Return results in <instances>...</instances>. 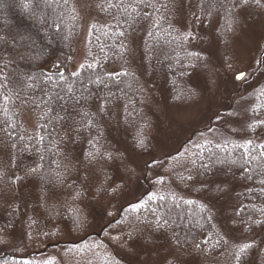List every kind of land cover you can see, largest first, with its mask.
<instances>
[{
	"label": "trees",
	"instance_id": "obj_1",
	"mask_svg": "<svg viewBox=\"0 0 264 264\" xmlns=\"http://www.w3.org/2000/svg\"><path fill=\"white\" fill-rule=\"evenodd\" d=\"M108 1L119 18L117 28L146 40L147 58L153 64L175 76L186 71L192 59L181 46V31L166 18L181 0ZM196 1L201 18L203 0ZM37 6L30 0H0V264H133L120 257L121 243L106 239L102 232L77 241L65 237L82 230L90 211L120 188L114 174L117 156L107 150L105 136L124 128L139 129L135 136L141 135L147 148L141 153L133 147L130 152L153 158L150 137L138 128L145 104L143 89L129 82L125 88L106 91L98 72L95 77L81 75L67 82L65 66L73 55L71 44L64 39V31L58 30L61 36L53 35L48 6L44 2ZM196 13H191L194 20L199 18ZM58 14L53 15L55 28ZM62 15L68 25L67 7ZM157 47L164 55H158L162 51ZM106 75L102 73L103 78ZM25 109L34 115V131L24 126L21 115ZM117 109L123 114L116 115ZM258 145L231 146L230 153L201 147L197 166L206 164L210 178L233 177L239 182L236 191L241 190V195L230 201L235 214L229 215L236 216L235 227L241 223L250 238L235 235L246 246L238 258L242 262L235 259V263L225 257L229 248L217 226L209 224V235L194 239L200 232L188 233L186 214L179 213L177 221H170L172 229L177 227V238H186L182 244L192 241L189 245H196L197 264H254L255 258L264 264V144ZM243 148L255 161L251 156L250 163L241 155ZM208 159L214 160L211 167ZM97 169L100 172L91 175ZM102 174L107 176L100 178ZM158 204L165 213L170 201ZM140 207L136 215L152 226L149 216L155 218V207ZM256 224L261 239L254 235ZM153 227L157 229V223Z\"/></svg>",
	"mask_w": 264,
	"mask_h": 264
},
{
	"label": "rangeland",
	"instance_id": "obj_2",
	"mask_svg": "<svg viewBox=\"0 0 264 264\" xmlns=\"http://www.w3.org/2000/svg\"><path fill=\"white\" fill-rule=\"evenodd\" d=\"M30 1L36 3V8L43 2L48 6L53 35L61 36L58 30L64 31V39L71 44L73 55L65 66L67 82L99 73L106 91L125 88L129 82L142 87L145 104L138 128L153 145V158H146L130 152L133 147L141 153L147 148L148 142L141 135L135 136L139 129L124 128L104 137L107 150L114 158L117 156L114 174L120 188L90 211L82 230L66 233L65 238L77 241L102 232L106 239L121 243L120 257L133 264H197L196 245H189L192 241L182 244L180 241L186 238H177V227L171 226L170 221H177L181 213L186 214L187 232H200L194 239L207 237L209 224L217 226L216 231L221 232L229 248L225 257L242 262L238 259L246 249L242 239H249L250 234L241 223L235 227L234 221L239 220L229 215L230 201L241 195V190L236 191L241 186L233 177L210 178L206 164L197 166L196 158L202 146L230 153L231 146L264 144V0H203L205 12L201 18L196 13V0L176 2L166 18L181 31V46L192 59L186 71L176 76L147 58L146 40L132 31L126 35L118 29V15L109 8L108 0ZM66 7L68 25L62 21ZM193 10L199 16L196 20ZM57 13L60 20L55 28L53 15ZM106 45L108 49L100 48ZM102 73L107 74L105 78ZM240 73L244 76L236 80ZM95 102L100 105L99 99ZM120 111L114 113L119 115ZM21 116L24 126L34 131V115L25 109ZM240 153L248 162L251 156L255 161V156L244 148ZM213 162L208 159L209 167ZM99 172L97 169L91 175ZM167 200L170 205H165L164 213L158 202ZM146 204L156 209L155 218L149 216L152 226L135 213ZM256 227L254 235L261 239L260 226ZM259 259L255 258L254 264H259Z\"/></svg>",
	"mask_w": 264,
	"mask_h": 264
},
{
	"label": "water",
	"instance_id": "obj_3",
	"mask_svg": "<svg viewBox=\"0 0 264 264\" xmlns=\"http://www.w3.org/2000/svg\"><path fill=\"white\" fill-rule=\"evenodd\" d=\"M244 76V74L243 73H240L239 75H236V80H240L241 78L240 77H243Z\"/></svg>",
	"mask_w": 264,
	"mask_h": 264
},
{
	"label": "snow or ice",
	"instance_id": "obj_4",
	"mask_svg": "<svg viewBox=\"0 0 264 264\" xmlns=\"http://www.w3.org/2000/svg\"><path fill=\"white\" fill-rule=\"evenodd\" d=\"M240 78H242V77H240Z\"/></svg>",
	"mask_w": 264,
	"mask_h": 264
}]
</instances>
